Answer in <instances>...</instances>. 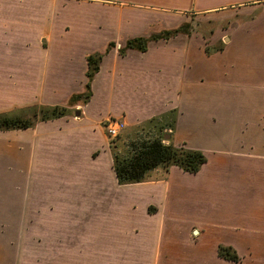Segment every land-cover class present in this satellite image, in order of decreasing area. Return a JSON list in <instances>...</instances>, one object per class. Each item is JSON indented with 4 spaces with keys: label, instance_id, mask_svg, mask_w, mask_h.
<instances>
[{
    "label": "crops",
    "instance_id": "1",
    "mask_svg": "<svg viewBox=\"0 0 264 264\" xmlns=\"http://www.w3.org/2000/svg\"><path fill=\"white\" fill-rule=\"evenodd\" d=\"M133 38L147 39L146 49L129 47ZM97 52L83 105L88 56ZM32 105L75 111L0 131L22 134L0 194L28 196L33 184L66 179L77 187L111 155L102 121L140 132L157 117L154 129L173 132L166 143L207 161L196 173L159 168L137 184L168 192L175 206L183 196L201 221L144 220L125 238L136 245L133 263L264 264V0H0V112ZM220 245L238 262L220 257Z\"/></svg>",
    "mask_w": 264,
    "mask_h": 264
},
{
    "label": "rangeland",
    "instance_id": "2",
    "mask_svg": "<svg viewBox=\"0 0 264 264\" xmlns=\"http://www.w3.org/2000/svg\"><path fill=\"white\" fill-rule=\"evenodd\" d=\"M188 23L190 28L195 27ZM188 23L177 27L176 36L185 31ZM156 35L164 39L171 37L165 31ZM34 107L0 113L39 120L40 111ZM74 111L70 109L68 113L73 115ZM107 119L101 122L109 139L107 149H111L112 140V145L118 146L116 151L122 153L138 132L124 129L111 137L105 126ZM156 130L153 128L150 134ZM165 132L173 135L168 130ZM170 135L165 139L169 140ZM21 140L22 134L17 132L0 133L1 175H8L9 159L11 164L18 161L14 151L19 152L15 145L19 146ZM114 149L111 155L107 153V159L97 164L95 176L91 170L86 171L77 187L66 179L71 185L65 182L57 187L48 182L36 188L33 184L28 196L0 194V264H132L136 259V245L125 238L135 237L144 220L164 218L196 224L201 221L193 210L185 208L183 196L180 201L175 200V206L174 198L168 192L161 198L158 188L117 183L111 164ZM99 153L96 151L93 155ZM92 166L81 160V167ZM152 172L147 179L156 178Z\"/></svg>",
    "mask_w": 264,
    "mask_h": 264
},
{
    "label": "trees",
    "instance_id": "3",
    "mask_svg": "<svg viewBox=\"0 0 264 264\" xmlns=\"http://www.w3.org/2000/svg\"><path fill=\"white\" fill-rule=\"evenodd\" d=\"M147 41L145 38H133L129 40L128 46L137 47L144 51ZM101 58L102 54L98 52L88 56V81L85 85V91L78 98L83 105H86L91 98L92 83L99 71ZM34 108L40 111L39 120L22 119L0 113V131L31 128L39 121L61 117L68 111L65 106L61 105H42ZM157 122L158 118L154 117L148 126L141 127V131L128 141L125 151L122 153L116 151L118 146H113L111 140V150L113 147L115 148L114 153H112V169L117 183L121 185L140 183L146 181L152 171L159 168L168 171L171 166H179L186 172L196 173L207 161L205 154L200 150L189 149L183 145L176 146L171 142L166 143L164 134L167 132H162L164 127L160 126L154 134H150L151 130L157 126ZM172 128L173 124L170 126V129ZM218 254L220 257L233 262L239 260L238 256L231 252V248L224 245L219 246Z\"/></svg>",
    "mask_w": 264,
    "mask_h": 264
},
{
    "label": "built area",
    "instance_id": "4",
    "mask_svg": "<svg viewBox=\"0 0 264 264\" xmlns=\"http://www.w3.org/2000/svg\"><path fill=\"white\" fill-rule=\"evenodd\" d=\"M106 130L109 136H117L121 129L124 128L125 122L119 118H108L105 123Z\"/></svg>",
    "mask_w": 264,
    "mask_h": 264
},
{
    "label": "water",
    "instance_id": "5",
    "mask_svg": "<svg viewBox=\"0 0 264 264\" xmlns=\"http://www.w3.org/2000/svg\"><path fill=\"white\" fill-rule=\"evenodd\" d=\"M167 135H168V134H165V135H164V138H167Z\"/></svg>",
    "mask_w": 264,
    "mask_h": 264
}]
</instances>
